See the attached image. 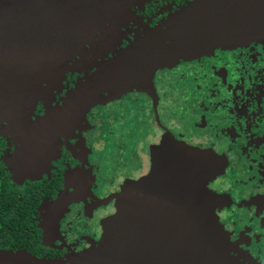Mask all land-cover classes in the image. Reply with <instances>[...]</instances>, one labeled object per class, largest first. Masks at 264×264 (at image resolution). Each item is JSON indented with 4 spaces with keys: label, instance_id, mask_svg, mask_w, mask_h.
Listing matches in <instances>:
<instances>
[{
    "label": "flooded vegetation",
    "instance_id": "obj_1",
    "mask_svg": "<svg viewBox=\"0 0 264 264\" xmlns=\"http://www.w3.org/2000/svg\"><path fill=\"white\" fill-rule=\"evenodd\" d=\"M198 1L130 0L88 46V64L0 115V264H76L102 237L122 185L173 177L175 145L203 151L194 176L218 170L207 187L232 264H264V36L172 55L176 21ZM204 2L263 16L258 0ZM101 69L100 101L79 112L69 102L76 85Z\"/></svg>",
    "mask_w": 264,
    "mask_h": 264
},
{
    "label": "water",
    "instance_id": "obj_2",
    "mask_svg": "<svg viewBox=\"0 0 264 264\" xmlns=\"http://www.w3.org/2000/svg\"><path fill=\"white\" fill-rule=\"evenodd\" d=\"M129 1L0 0V115L20 110L16 105L24 98L31 97L37 101L41 94L39 91L45 86L44 83L50 86L52 80L57 78L61 80L72 65L88 64L90 61L86 59L90 54L88 46L96 42L100 34L107 35L110 26L120 20V14ZM258 1L263 16L257 12H244L241 4L233 6L237 9L233 15L226 13L228 9L220 13L216 4L199 0L190 11L176 21L171 36L174 47L171 54L186 57L205 53L215 47H226L231 39L241 41L246 38L253 39V36L257 35L264 36V8L260 0ZM188 13L190 26L186 24ZM227 33L232 38H229ZM6 63L12 67H6ZM2 67L7 68L6 73H2ZM105 76L106 72L103 69L94 75L86 76L85 80L76 85L73 99L70 98L69 102H75L79 112H84L89 105L92 107L98 103ZM207 161L209 162L208 157ZM212 171L218 170L214 166L208 167L206 173H201V177L198 175V178L190 173L188 181L190 187L186 190L191 191L194 200L189 209H193V214L197 217L201 215L199 207L201 200L197 188L193 185L200 182L202 177L207 183L208 178L213 175ZM151 178V174L147 176L149 183ZM204 192L207 195L205 205H208L205 208V217H214L208 219L210 221L204 228L197 223H192L189 231L179 228V225L176 226L173 236L175 250L168 256L171 264H217L216 260L219 264L228 262L229 254L224 252L226 246L223 241L226 232L219 222L214 220L216 214H213L218 196L207 188ZM133 198L135 199L134 195L118 194L116 212L109 219L112 220L114 227H119L122 237L128 238L129 244L135 249L138 226L149 230L150 223H147L143 211L138 209L143 202H137ZM126 231L127 235L123 234ZM220 235L222 242L219 244L216 239ZM153 236V230L145 236L150 245ZM203 236L215 238L217 252L205 251L210 249L202 240ZM111 241L109 233L103 234L90 254L83 256L84 264H104L105 258L111 259L114 250H111L110 256L105 254ZM139 243L140 239L136 245ZM93 251L94 255L98 254L97 259L103 258L102 262L94 258L91 254ZM148 251L150 252L147 249L146 251L138 249L136 256H132L131 259L134 263L152 264V255L147 253ZM115 257L117 258V254ZM193 258L198 260L193 263L191 262Z\"/></svg>",
    "mask_w": 264,
    "mask_h": 264
},
{
    "label": "rangeland",
    "instance_id": "obj_3",
    "mask_svg": "<svg viewBox=\"0 0 264 264\" xmlns=\"http://www.w3.org/2000/svg\"><path fill=\"white\" fill-rule=\"evenodd\" d=\"M6 67H10L11 64L6 63ZM74 65L71 66V69ZM6 67H2V73L5 72L7 69ZM12 67V66H11ZM6 73V72H5ZM54 82H59V79L57 78L54 80ZM42 92V89L39 91ZM43 94L46 93V91L42 92ZM42 93L40 95H42ZM30 95V94H29ZM30 99L24 98L22 101H20L18 104L21 105L24 102ZM23 108L20 107V110ZM21 112V111H20ZM69 118H66L63 120V122L67 123L69 125ZM64 123V124H65ZM137 144L136 141L132 140L130 142H127L128 148H134ZM204 157V153L202 150H198L193 147H189L186 145H175L174 147V170H173V177L169 175L167 176H160L158 180L154 183L151 178V183L147 181V176L143 179L137 181L132 180L126 182L124 185H122L121 189L119 190L118 194H121L122 196L126 195H134L135 201L139 202L141 201L142 204L139 205L138 209H141L143 213L145 214L147 223H150V229H143V227L138 226L137 229V240L135 243V249L132 247L131 244L128 242V238L122 237V234L120 233L119 227H114L112 220H110L109 217H107L105 220L102 221V227H103V234L109 233L111 237V242L109 246L107 247V253L109 256L111 255V250H114L112 252L111 259L105 258L106 262L104 264H142V263H134V261L131 259L132 256H136V252H138V249L142 246V248L147 253H150L152 255V264H171L169 259V254L174 253V241L173 236L175 234V228L177 225H179V228L189 231L192 223H197L201 228H204V225H207V222H209L214 216H210L209 218L205 217L206 210L205 208L208 207L206 204L207 195L205 194L204 190L207 187V183L204 181L203 177L200 182H195L193 187L197 188L198 194L200 195V205L201 208V215L195 216L193 214V209H189L190 205H192L194 196H192V193L190 190H186L189 188V184L187 178L188 174H199V172H193L192 169L194 168V162H198V159L202 161ZM190 162V164H189ZM189 164V165H188ZM107 175V174H105ZM191 176V175H190ZM196 177V176H195ZM198 178V176L196 177ZM172 182L174 183V186L172 185ZM188 184V186H187ZM209 189V188H208ZM155 213V214H153ZM216 214V210L213 213ZM159 216V217H157ZM109 219V220H108ZM207 219V220H206ZM210 219V220H208ZM215 221H218L219 224L223 229L224 226L219 220L218 215H215ZM138 222V221H137ZM138 223L136 224L137 228ZM153 230V232L156 234L157 237H154L150 242H147L145 239L146 234ZM128 231H126L125 235H127ZM202 236V235H201ZM102 238V237H101ZM100 238V239H101ZM140 239L141 243H139V247L136 245L138 243V240ZM202 240L207 244L210 250L205 251H211L217 252V249L215 250L216 241L217 243L222 242L221 235L216 239L212 238L209 239V237H202ZM100 241V240H99ZM99 241L94 244L90 248V252L98 245ZM223 241L225 243L224 252L229 254L228 262L225 264H232L235 261L233 260L229 246H231L228 231H226V236L223 238ZM153 242V244H152ZM147 244V245H143ZM151 246V248L149 247ZM147 247V248H146ZM153 247L155 249H153ZM142 249V250H143ZM90 252L86 254H90ZM93 251L91 254H93L94 258L97 259V255H94ZM84 254V255H86ZM115 254H117V258L115 257ZM140 254V253H138ZM160 254L167 255L164 257L163 255L160 256ZM82 255L76 264H84L82 261L83 256ZM103 258L97 259L98 262H102ZM166 260L168 262H166ZM196 258H193L191 262H195ZM142 262V260H140ZM216 263L219 264L216 260ZM198 264V263H197Z\"/></svg>",
    "mask_w": 264,
    "mask_h": 264
}]
</instances>
